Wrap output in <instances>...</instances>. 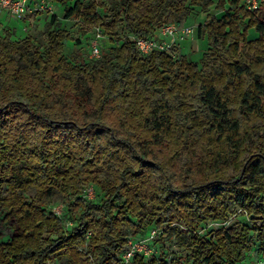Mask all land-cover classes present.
Returning <instances> with one entry per match:
<instances>
[{"label":"trees","instance_id":"obj_1","mask_svg":"<svg viewBox=\"0 0 264 264\" xmlns=\"http://www.w3.org/2000/svg\"><path fill=\"white\" fill-rule=\"evenodd\" d=\"M240 1H75L63 19L107 37L99 59L66 60L69 36L54 16L45 46L0 36V221L9 236L0 264L264 259V7L248 12ZM226 4L219 19L209 15ZM198 7L207 19L196 35L208 49L197 62L136 50L132 38ZM89 187L94 199L83 197ZM55 193L69 229L45 208ZM150 228L159 232L151 249L177 228L186 255L155 249L125 262L129 241Z\"/></svg>","mask_w":264,"mask_h":264},{"label":"rangeland","instance_id":"obj_2","mask_svg":"<svg viewBox=\"0 0 264 264\" xmlns=\"http://www.w3.org/2000/svg\"><path fill=\"white\" fill-rule=\"evenodd\" d=\"M75 1L78 0H66L65 3L60 0H26L28 12L22 19L13 17L10 13L0 8V36L7 37L12 41H19L27 36H31L39 46H45L47 42L48 30H52V28H54V26L52 27L49 24L51 16H54L57 23L55 27L63 29V31H65L69 36V39L63 42L61 52L62 56L69 61L70 57L74 53H78L80 55V59H90L89 47L96 27L90 29L87 34H83L81 30L82 25L77 19H63L64 9L71 7ZM216 1L217 0H214V2ZM241 2L242 0L240 3ZM229 9L231 8L228 4H226L223 9H215L214 6H211L209 9V15L219 19ZM206 19V14L201 11L200 7L193 9L191 15L189 16L172 17L169 19L171 23L176 22L178 25L191 26L195 29L194 34L181 42L179 45H176L172 50V53L176 58L184 56L190 61L197 62L201 58L202 54L207 52V39L200 38L196 35L197 27L202 25ZM257 36L258 34L254 29H250L248 31L249 40L255 39ZM87 37L90 39L87 40ZM106 38L107 37L104 39L107 41ZM76 40H79L80 42L78 45L76 44ZM259 135L260 134H257L256 137ZM96 195L97 189L89 187L83 194V197H86L87 199H94ZM25 197L27 199H33L34 191H28L25 193ZM45 208L60 217L65 229H69L71 227L72 223L66 216L67 203L61 194H53L50 201L45 205ZM241 214L242 213L238 214L240 217L239 221L243 220ZM1 216L2 215L0 214V219ZM234 222V217H231V219L228 220L227 225H232ZM6 227L7 225L5 226L0 221V243L6 242L9 238ZM176 229L177 228L170 231L166 230L154 244V247H157L155 249L159 250L160 253L165 255L168 259L183 257L186 255L185 248L178 243V239L175 237L176 235L174 231ZM155 249L152 248V251H155ZM80 250L85 254L87 252L85 248H80ZM88 257V255L85 256V258ZM63 263L64 262H58L56 260L51 262V264Z\"/></svg>","mask_w":264,"mask_h":264},{"label":"built area","instance_id":"obj_3","mask_svg":"<svg viewBox=\"0 0 264 264\" xmlns=\"http://www.w3.org/2000/svg\"><path fill=\"white\" fill-rule=\"evenodd\" d=\"M240 6L248 12H254L264 7V0H242ZM0 8L18 19H22L28 12L26 0H0ZM194 32L195 29L191 26L166 23L160 27L154 36L132 38V40L136 50L144 56H148L153 52L172 53L176 45L188 39ZM103 40L104 37L101 31L95 29L89 47L90 59H99L101 57ZM158 233L157 229L150 228L139 240L129 241L130 250L123 256L124 261L128 262L137 253L143 254L145 257L153 253L149 245L157 237ZM256 264H264V259H261Z\"/></svg>","mask_w":264,"mask_h":264}]
</instances>
